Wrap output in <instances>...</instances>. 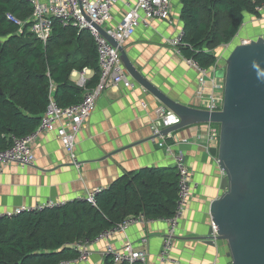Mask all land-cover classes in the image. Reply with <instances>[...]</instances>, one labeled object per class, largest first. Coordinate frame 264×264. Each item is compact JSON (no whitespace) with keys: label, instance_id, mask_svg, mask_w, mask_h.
Wrapping results in <instances>:
<instances>
[{"label":"crops","instance_id":"crops-1","mask_svg":"<svg viewBox=\"0 0 264 264\" xmlns=\"http://www.w3.org/2000/svg\"><path fill=\"white\" fill-rule=\"evenodd\" d=\"M134 4L135 0H118L106 26L115 27L128 7ZM180 10L179 0H171L170 21L153 19L148 25L137 27L123 43V48L132 65L152 85L174 101L200 109L212 92L219 91L214 90L210 79L221 81L215 74L224 68L222 50L230 53L242 41L264 37V22L260 26L261 16L256 18L245 13L236 36L214 50L216 64L207 70L208 77L200 85L197 71L167 42L182 32ZM93 74L90 69L75 70L69 79L78 86L80 75H84L87 83ZM129 77L132 88L118 86L102 92L91 116L76 135L75 154L79 168L72 164L56 131L52 130L40 134L31 145L35 156L33 165L9 164L0 171V213L33 209L47 203L59 205L86 200L89 194L108 188L125 174L143 168L173 167V158L159 147V138H153L151 130L155 109L161 104ZM201 87L204 97L199 98L197 91ZM214 126L196 124L173 134L175 141H186L174 150L182 153L195 184L173 238L170 257L178 264L229 263L224 243L210 246L196 239L206 235L212 226L209 205L222 193L219 187L223 174L217 159L208 153L210 147L217 146L210 140L211 134L218 132ZM128 146L131 147L126 148ZM167 230L168 224L163 219L130 224L122 233L88 244L86 261L69 264H103L109 249L121 251L126 244L144 251L145 264H161L159 253Z\"/></svg>","mask_w":264,"mask_h":264},{"label":"trees","instance_id":"trees-1","mask_svg":"<svg viewBox=\"0 0 264 264\" xmlns=\"http://www.w3.org/2000/svg\"><path fill=\"white\" fill-rule=\"evenodd\" d=\"M179 2L183 24L178 45L181 56L206 70L216 64L214 50L236 36L244 14L260 18L264 10V0ZM32 11L28 0H0V151L7 150L14 138H23L37 128L50 96L61 108L82 100L85 89L69 79L73 71L94 72L85 82L87 89L95 87L99 80L96 44L89 31L54 20L43 44L29 31ZM216 129L219 132V126ZM177 195L174 165L143 168L97 191L94 203L72 200L22 211L10 219L1 217L0 264L71 261L79 256L73 244L92 241L128 217H171ZM103 264H113L110 255Z\"/></svg>","mask_w":264,"mask_h":264},{"label":"built area","instance_id":"built-area-1","mask_svg":"<svg viewBox=\"0 0 264 264\" xmlns=\"http://www.w3.org/2000/svg\"><path fill=\"white\" fill-rule=\"evenodd\" d=\"M32 6V16L29 31L41 42L46 43L51 33L54 20L62 25H72L78 29H86L93 37L98 55L99 80L95 87L87 89L85 87L84 75H80L78 86L85 89L82 100L76 105L61 108L57 106L52 96L49 97V103L41 116L37 128L23 138H14L12 145L4 151H0V171L9 164L33 165L35 156L32 152L31 145L36 138L47 131H56V135L62 145L64 151L70 156L72 164L79 168V162L75 154V138L80 132L83 124L88 120L94 111L96 104L107 88H115L123 86L130 89L133 83L130 80L127 70L124 68L120 59V53L116 47H113L107 39L102 36L92 25L103 28L105 33L117 42L118 45L130 38L135 29L139 26H146L153 19L170 21L171 0H135V4L128 7L123 19L115 27L106 26L111 20V9L118 0H28ZM13 20L11 16H8ZM89 21H87V19ZM182 37L181 34L167 40L178 55L181 52L178 48ZM248 41H242L240 44H246ZM185 59V58H184ZM186 63L192 66L198 73V82L200 85L205 83L208 77L207 70L200 67L194 60L185 59ZM214 90L218 93H211L206 98L205 103L200 109L210 112L219 111L223 102V81L216 82L215 78L210 79ZM197 97H204V89L201 87L197 91ZM179 123V118L173 114L164 105H159L155 109V119L151 126L152 135L158 136L159 147L164 148L165 152L173 158V163L178 176V195L174 214L163 219L168 224L166 236L163 238L162 246L159 253V262L161 264H178L177 261L171 259L170 254L173 246V238L178 227L179 220L182 216L188 200L191 197L195 184L192 182V173L186 164L182 153L174 150L180 144L186 141H175L174 133L166 136L161 131ZM218 135L212 133L210 140L218 143ZM170 139L172 141H168ZM183 142V143H182ZM96 192L86 197L88 202L94 203ZM55 204L47 203L36 206L35 210H40L44 206H54ZM33 209L19 208L11 212L0 213V218H12L17 213ZM143 216H131L123 222L117 224L113 228L101 233L96 239L84 240L72 245L79 253L78 258L71 261H62L60 264H69L71 262L86 261L88 251L86 246L91 242L99 239H105L116 233H122L127 226L136 222H142ZM142 242H145L143 240ZM106 255H110L113 264H121L123 262L132 264L139 261L145 264L144 251L136 249L132 244H126L121 251L109 249Z\"/></svg>","mask_w":264,"mask_h":264},{"label":"water","instance_id":"water-1","mask_svg":"<svg viewBox=\"0 0 264 264\" xmlns=\"http://www.w3.org/2000/svg\"><path fill=\"white\" fill-rule=\"evenodd\" d=\"M91 25L118 49L131 78L179 118L163 136L196 124L219 126L217 146L208 153L223 174L222 193L209 205L212 226L196 239L210 246L224 243L227 264H264V37L232 48L215 74L223 81L221 110L210 112L169 98L136 70L123 45Z\"/></svg>","mask_w":264,"mask_h":264},{"label":"rangeland","instance_id":"rangeland-1","mask_svg":"<svg viewBox=\"0 0 264 264\" xmlns=\"http://www.w3.org/2000/svg\"><path fill=\"white\" fill-rule=\"evenodd\" d=\"M261 17L263 18V21L260 23V26H262L263 22H264V10H262V14H261ZM263 33H264V29H263ZM249 42V41H248ZM221 58H222V63H223V66H225V59L227 58V56L229 55V51L228 52H225L224 50H222V53H221ZM216 128H218V126H214Z\"/></svg>","mask_w":264,"mask_h":264}]
</instances>
